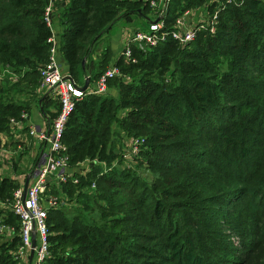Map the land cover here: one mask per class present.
Returning a JSON list of instances; mask_svg holds the SVG:
<instances>
[{
	"label": "trees",
	"instance_id": "obj_1",
	"mask_svg": "<svg viewBox=\"0 0 264 264\" xmlns=\"http://www.w3.org/2000/svg\"><path fill=\"white\" fill-rule=\"evenodd\" d=\"M237 1L220 13L215 33L202 30L187 45L173 38L153 47L133 45L130 58L122 51L114 62L121 76L109 81L108 91L77 102L64 142L70 173L79 182L62 187L80 212L72 217L61 207L48 212L50 254L43 264H250L225 252L222 215L249 219L251 239L244 245L247 252H258L252 264H261L264 0ZM207 2L170 0L165 29ZM48 3L0 0V71H11L0 81V134L11 131L12 118L30 114L33 99L41 101L49 124L60 108L38 92L53 34L45 20ZM55 7L61 10L63 31L57 38L63 66L79 85L88 77L96 81L108 68L98 64L92 48L110 27L133 15L151 20L153 11L148 0H66ZM53 18L56 27L57 15ZM102 57L103 64L110 61V48ZM18 74L25 86L14 80ZM114 86L117 96L110 95ZM14 90L27 100H16ZM115 125L128 138H144L133 157L155 172L153 179L120 168L127 157L113 144ZM85 162L90 171L74 170ZM20 186L18 179L0 176V226L13 228L11 234L0 232V239L6 237L0 241V264L20 262L21 222L9 206ZM92 200L98 220L88 214Z\"/></svg>",
	"mask_w": 264,
	"mask_h": 264
},
{
	"label": "built area",
	"instance_id": "obj_2",
	"mask_svg": "<svg viewBox=\"0 0 264 264\" xmlns=\"http://www.w3.org/2000/svg\"><path fill=\"white\" fill-rule=\"evenodd\" d=\"M58 1L66 0H49L45 11V20L53 34L48 40L51 44L50 58L48 63L41 68V82L38 92L40 94H48L54 98L58 101L60 108L47 130H38L31 124L26 125L25 122L29 119V113L27 112L23 113L21 119L12 118L10 120L11 135L13 134L16 137L17 131L21 133V130L26 126L30 135L35 137L36 142L41 146L45 145L47 147V152L43 158L36 163V167L30 174L25 176V178L30 176L26 194L24 192V181L14 191L13 201L9 205L21 222L20 235L22 244L18 248L16 255V258L20 260L19 264H25L26 258L32 253L33 234H35V247L34 256L30 264H43L46 261L50 254L47 225L48 212L66 204L61 195H55L53 192L57 189L60 191L62 185L67 182L75 184L79 182V179L70 173V156L68 147L64 142L66 125L75 110L77 102L87 94L106 93L109 81L121 76L119 67L114 63L95 82L90 83L86 90H83L81 88L83 85H79L71 74L63 68V64L60 61L61 53L53 18L55 4ZM148 1H150L153 9L152 14L154 17L147 29L139 28L131 33L123 50L126 57H132L133 45L153 47L168 38H173L181 45H187L195 40L202 30L215 33L220 13L228 4H238L237 0H208L207 4L203 6L207 13L200 22L197 24L189 23L188 21L192 19L193 12L187 10L171 29L166 30L164 18L167 14V6L170 0ZM7 73H11L10 69L0 71V77ZM14 80H16V76ZM9 136L6 133L0 134L1 150L5 149V145H8ZM130 142V154L132 156L138 155L144 143V138H131ZM22 150L23 147L20 146L17 151L22 152ZM124 156L128 157L130 155L125 154ZM0 232L11 234L13 228L1 225Z\"/></svg>",
	"mask_w": 264,
	"mask_h": 264
},
{
	"label": "rangeland",
	"instance_id": "obj_3",
	"mask_svg": "<svg viewBox=\"0 0 264 264\" xmlns=\"http://www.w3.org/2000/svg\"><path fill=\"white\" fill-rule=\"evenodd\" d=\"M191 11L193 12L192 20H193L194 24H197L198 22H200V20L203 19L204 15L207 13V11L204 9V7L193 8V9H191ZM149 15H150V17L148 16L149 18L154 17V15L152 13ZM130 19L131 20H128L126 18H120L119 20H122V21L117 20L115 22L117 25L113 28V31L114 30L115 31L116 30H119V31L123 30L124 29L123 27L124 26L126 27L127 25L133 26L136 28L147 29V27L149 26V23H150L148 20H145L143 17H140L138 15H133ZM107 39H108V37H106V38L104 37L103 40L100 39V41L97 42L94 45V47L92 48L93 52H94L95 60L98 62V64H100V66H103L104 68L110 67L113 63L111 58H110V61L108 63L105 62V64H103L104 59H103L102 55L104 52V47H105V43H106ZM63 68H64V66H63ZM19 76H20V74L16 75V80L18 78V82L21 80L20 81L21 85L25 86L26 80L22 81V79H20ZM3 78H6V76L2 75V77H0V81L2 80V82H5L3 80H6V79H3ZM110 89H111L110 95L111 96H117L118 89L116 88V86L110 87ZM11 94H15V96L14 95H12V96H14V98L16 100H20V101L27 100V96L24 93L23 94H21V93L16 94V90H14V91H12ZM33 98L34 97H32V99ZM37 99L32 100V105L37 103ZM114 128H115V136H113V141H114L113 144H114L117 152L124 154V155L125 154L130 155L126 158V160L124 161L123 164H120V168L137 169V170L141 171L142 176L148 178L149 180L153 179L155 172L151 171V169H149L147 167L141 168V166L138 164V161L130 154L131 153V142H130L131 138H128L126 136V134L124 133L123 129H121L118 125H115ZM6 134L8 136L9 135L12 136L11 131L7 132ZM10 136H9V138H10ZM204 148H205V146H204ZM5 149L6 150L0 149V176L10 175L11 177H15V176L19 175V176H22V180H23L25 175L26 174L29 175L30 172L36 167L37 160L31 161L30 159H28L26 154L24 155V153L22 155H20L23 151L22 152H16L13 154L8 153L10 150H9L7 145H5ZM15 160H18V163H15L14 162ZM117 164L118 163H115L114 165H117ZM15 166H16V168H15ZM91 166L92 165L90 162H85L82 166L79 167L78 170L84 173V172L90 171ZM101 166L103 168L107 169V165H105V163H102ZM20 180L21 179H18V181H20ZM65 190H66L65 187H62L60 191L57 189L56 191L53 192V194L61 195L63 197V200L67 204L61 205V209L63 208L64 211L66 212V214H68L70 217H72V216H74L80 212V207H79L80 204L78 202H76L75 199H73L74 196L71 197L68 193L65 192ZM95 190L96 189H94V187H92L90 192L94 193ZM91 204L93 207L88 211V214L91 217V219L98 220L99 210L97 208L95 200L94 201L92 200ZM0 208H1V206H0ZM230 210H233L232 207L230 208ZM219 222H220V229L222 231L221 239L226 244L225 252H227L228 254H232L236 258H240L242 260H245L248 258L250 264H252L251 258L257 256L258 252L249 253V252H247L245 245H244V242L246 240L249 241L251 239L248 232L246 231V224H247V222H250L249 219L245 216H240L237 219L229 220L227 216L225 217L222 215ZM262 222L264 224V219ZM262 231H264V226H262ZM5 240H6V237H2L0 239V241H5ZM216 260H218V259H216ZM260 263L264 264V256L260 259Z\"/></svg>",
	"mask_w": 264,
	"mask_h": 264
},
{
	"label": "crops",
	"instance_id": "obj_4",
	"mask_svg": "<svg viewBox=\"0 0 264 264\" xmlns=\"http://www.w3.org/2000/svg\"><path fill=\"white\" fill-rule=\"evenodd\" d=\"M60 12H61V10L59 8L55 7V15H57V19H56L57 26L55 27V29H56L57 36L63 31V27L59 25V21H58ZM149 17H150V15H149ZM144 19L148 20L146 18H144ZM151 20H152V18H151ZM151 20L149 19L148 21L151 22ZM119 21H122V20H119ZM188 22L194 24L192 19H190ZM116 25L117 24L114 23L110 27V29L107 31V33H105V35H103L101 37L102 40L104 39V37L105 38L108 37V39L105 43L104 51L107 47L110 48L111 60L113 63L116 62L117 58L119 57L121 52L124 50L125 43H126L127 39L130 37L131 33L135 29H139V28L127 25L126 27L125 26L123 27L124 28L123 30H120V31L114 30L113 31V28ZM61 58H63L62 55H60V59ZM49 98L52 100V102H56L54 98H52V97H49ZM50 110L55 111L56 107H54V105H51ZM48 116L45 115V113L43 112V109L41 106V101H40L39 103L32 105L31 112L29 114V119L25 122V124L26 125L31 124L32 126H35L38 130H47L50 127V124H49L50 120H49ZM16 137H18V138H16ZM16 137L13 134H12V136H10L9 143L7 145L9 150H10L8 153H12V154L16 153V152H18L17 150L19 149V147L22 146L23 147L22 151H23L24 155L26 154L28 159H30L31 161L37 160V162L40 159H42L43 156L46 154L47 147L45 145L41 146L40 144H38L36 142L35 137L30 135L29 129L26 128V126L23 128V130H21V133H19L17 131ZM2 150H5V149H2ZM83 164H80L79 167L82 166ZM79 167L74 169V170L75 171L78 170ZM25 176H27V174ZM14 178L21 179L20 180L21 184L26 180L25 177L22 180V176H19V175L15 176ZM31 260H32V256L29 255V257L26 258L25 264H30Z\"/></svg>",
	"mask_w": 264,
	"mask_h": 264
},
{
	"label": "water",
	"instance_id": "obj_5",
	"mask_svg": "<svg viewBox=\"0 0 264 264\" xmlns=\"http://www.w3.org/2000/svg\"><path fill=\"white\" fill-rule=\"evenodd\" d=\"M60 61L64 65V63H65L64 58H61ZM83 65H85V61L83 62ZM89 84H90V78L88 77V78H86V81H85L84 85L81 88L83 90H86L88 88ZM29 182H30V176H28L26 178V180H25V184H24V192H25V194L27 192V189H28V186H29ZM34 247H35V234H33V250H32V253H31L32 258L34 256Z\"/></svg>",
	"mask_w": 264,
	"mask_h": 264
}]
</instances>
